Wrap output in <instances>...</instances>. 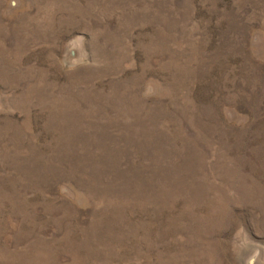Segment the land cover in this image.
Masks as SVG:
<instances>
[{
    "label": "rangeland",
    "instance_id": "rangeland-1",
    "mask_svg": "<svg viewBox=\"0 0 264 264\" xmlns=\"http://www.w3.org/2000/svg\"><path fill=\"white\" fill-rule=\"evenodd\" d=\"M0 264H264V0H0Z\"/></svg>",
    "mask_w": 264,
    "mask_h": 264
}]
</instances>
